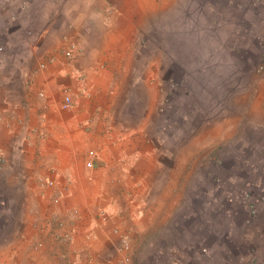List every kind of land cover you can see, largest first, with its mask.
I'll use <instances>...</instances> for the list:
<instances>
[{
	"label": "crops",
	"instance_id": "obj_1",
	"mask_svg": "<svg viewBox=\"0 0 264 264\" xmlns=\"http://www.w3.org/2000/svg\"><path fill=\"white\" fill-rule=\"evenodd\" d=\"M122 1L0 0V264H264L258 222L253 255L217 242L191 256L176 251L174 186L157 177L145 202L159 99H141L157 86Z\"/></svg>",
	"mask_w": 264,
	"mask_h": 264
},
{
	"label": "rangeland",
	"instance_id": "obj_2",
	"mask_svg": "<svg viewBox=\"0 0 264 264\" xmlns=\"http://www.w3.org/2000/svg\"><path fill=\"white\" fill-rule=\"evenodd\" d=\"M126 1L157 86L141 99H159L158 121H144L160 158L145 202L151 208L157 177L174 186L177 252L189 244L196 256L222 242L230 258L253 255L257 222L264 232L262 0ZM143 238L136 251L150 252L151 227Z\"/></svg>",
	"mask_w": 264,
	"mask_h": 264
},
{
	"label": "built area",
	"instance_id": "obj_3",
	"mask_svg": "<svg viewBox=\"0 0 264 264\" xmlns=\"http://www.w3.org/2000/svg\"><path fill=\"white\" fill-rule=\"evenodd\" d=\"M67 56L70 57L71 54L67 53ZM70 103H71L70 97H66L65 98V103H64V108H68ZM52 185H53V183H51V182L48 183V186H52ZM127 248H128V241L127 240H123L122 243H121V246H120V250L123 251V250H126Z\"/></svg>",
	"mask_w": 264,
	"mask_h": 264
}]
</instances>
